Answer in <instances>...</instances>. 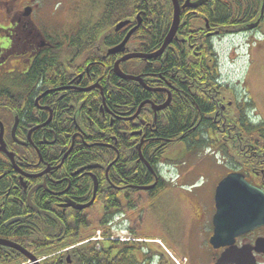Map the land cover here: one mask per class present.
Returning a JSON list of instances; mask_svg holds the SVG:
<instances>
[{
    "label": "flooded vegetation",
    "instance_id": "obj_1",
    "mask_svg": "<svg viewBox=\"0 0 264 264\" xmlns=\"http://www.w3.org/2000/svg\"><path fill=\"white\" fill-rule=\"evenodd\" d=\"M45 1L0 0V239L36 259L29 262L18 249L0 246V264H90L92 259L154 264L157 260L140 248L144 240L132 236L142 222L145 197L151 202L171 184L169 148L176 143L196 148L204 134L221 158L222 171L214 191L203 193L207 199L193 192L195 259L186 262L264 264V223L246 226L245 212L237 215L238 232L234 224L223 223L212 241L216 189L230 174H242L261 192L249 198L259 204L245 209L249 217H264V133L253 132L260 123L245 113L227 82L218 81L217 90L203 76L190 82L177 70L184 60L179 45L187 43L180 28L192 18L199 27L189 29V40L196 41L191 60L197 65L207 59L206 42L212 43L220 78L216 40L229 36L242 40L241 48L257 46L264 39V0H192L194 7L182 10L178 33L161 55L173 26L172 0H137V15L114 23L111 17L110 25L105 12L124 8L117 1L104 0L99 18L85 20L81 11L92 7L91 0H58L68 8L85 1L71 12L68 25L44 21ZM186 2L179 0L181 7ZM209 11L220 22H211ZM124 22L130 23L117 30ZM135 28L124 50L111 54ZM136 54L143 58L125 61ZM116 64L124 76L142 82L119 76ZM139 92L144 99L138 103ZM188 100L199 115L183 137L160 134L170 124L173 104ZM200 107L215 111L206 117ZM144 167L153 179L144 175Z\"/></svg>",
    "mask_w": 264,
    "mask_h": 264
},
{
    "label": "rangeland",
    "instance_id": "obj_2",
    "mask_svg": "<svg viewBox=\"0 0 264 264\" xmlns=\"http://www.w3.org/2000/svg\"><path fill=\"white\" fill-rule=\"evenodd\" d=\"M88 3L89 5L93 3L92 7L89 8L86 5L83 8L81 11L82 18L90 20L91 15L92 17L96 15V18H99L101 15L100 8L104 0H91ZM83 4H80V6L71 5L68 8L66 2L63 6L58 0H46L42 6L44 15H46V20L44 21L54 24L60 23L61 25L65 22V25H68L74 19L71 12L79 10ZM54 8L58 11H55ZM54 13H57V15H53ZM242 44V40L228 36L221 38V40H216L214 45L220 56V65L222 63L225 65V70L223 66H220L221 72L227 71L230 81L233 82V87L238 85L237 80L244 79L243 68L246 62L244 56L246 49L245 47L240 48ZM235 48L241 52L242 56L239 59ZM233 50L236 53L232 52ZM262 80L261 91L263 92L264 77ZM214 151L208 146L205 149H199L187 146L184 143H176L166 152L167 167L178 174L177 182L174 185L170 184L164 190V193L151 202L147 201V196L145 197L142 222L137 229H134V234L132 235L144 240V244L140 248L142 251H147L149 255H152L154 260H157L153 262L154 264H157V262L160 264H188L186 262L187 258L194 261L191 212L196 213V205H194L193 197L199 192L200 198L207 199L203 193L207 192V190L214 191L220 181L219 175L222 171L220 167L221 158ZM163 245L166 248L168 247V250L176 256L178 263L170 257L164 256L166 248ZM160 255L164 256V258L160 257Z\"/></svg>",
    "mask_w": 264,
    "mask_h": 264
},
{
    "label": "trees",
    "instance_id": "obj_3",
    "mask_svg": "<svg viewBox=\"0 0 264 264\" xmlns=\"http://www.w3.org/2000/svg\"><path fill=\"white\" fill-rule=\"evenodd\" d=\"M105 1H110V2H116V0H105ZM185 0H180V2H184ZM118 4H115L116 6H121L122 8H126L124 11L123 9H119V10H114L113 14L109 15L108 13L105 12L104 15V21L105 23H107L108 25H110V18L112 17V21L113 19L117 20L120 19L122 17L125 16V18H129L131 16L137 15L138 11H137V0H117ZM163 4L159 5V9L161 8ZM114 4H112V6L110 7V9H113ZM119 8V7H118ZM106 9H108L106 7ZM158 9V10H159ZM122 10V12H120ZM171 10H172V4H171ZM160 12H162L163 14L165 13L164 11L159 10ZM225 15V13H223ZM172 15H173V10H172ZM207 15L212 18L211 22L214 21L215 23L220 22L218 17H214L212 12H208ZM214 17V18H213ZM214 19V20H213ZM189 24L181 26L180 31L182 33V35L187 39V43L184 45H179V52L181 54V56L184 54V60L177 62V70H181V72L186 73L188 80L191 81H195V80H199L198 78L203 76V81L208 83L210 86L212 85V88L215 87V89H220L221 86L219 85L220 82V78H219V72H218V61H216V54L215 51H213L212 49V43L210 44V42H206V47L207 50L209 51V54L207 55V59H203L201 63L198 62L197 65H194V61H192L191 59L193 58V52H191L190 46H193L196 44V41H194L193 39L189 40L190 38V28H197L199 27L198 23H193L192 18H189ZM224 21V20H223ZM230 21V20H227ZM115 21H113L114 23ZM226 23V21H224ZM191 26V27H190ZM183 38V37H182ZM195 52V48L192 50ZM200 57V55H199ZM214 58L213 60H211L212 62L209 64V62H207L209 59ZM197 69L195 71L194 69ZM211 66V69H209V67ZM197 67V68H196ZM211 70L212 76L207 78V76H205L203 73H206V71ZM198 73V75H197ZM189 86V90H190ZM230 87V91H233V94H236L234 91H236V87H237V91L238 92H243L246 88L244 86H229ZM229 91V90H228ZM236 91V92H237ZM237 92V93H238ZM188 95H191V93H188ZM239 97L241 98V94L238 93ZM143 94L141 92H139L138 97H137V102L139 103L141 101V99H144ZM251 100V99H250ZM242 101V98H241ZM244 105L242 106L245 110V113H247L250 109L254 108V104L253 102H246L243 103ZM201 111L206 115V117L209 116V114H213L215 109L214 108H205V107H200ZM171 119H170V124L167 126V129H161L160 134L164 135L165 137L168 138H174L175 140H179V138L183 137V135L185 134V128L186 126H188L189 124L193 123L194 121H196V119L198 118V110L196 108V105L192 103L191 100H188L187 103H174L172 108H171ZM198 121V120H197ZM208 123V126L210 127V125H212V120H206ZM242 131V130H241ZM263 132L264 133V123L260 122V125H257V127H253V132ZM195 133V132H193ZM208 137L205 136V134L202 137V141L195 143L196 148L199 149H203L204 147H207L210 145L209 140L207 139ZM83 156L80 157V159ZM144 175H148V179L149 176L151 179V173L148 171V169H146V167H144ZM142 185V184H139ZM156 194L151 196V198L155 197L158 192H155ZM88 238V237H85ZM83 238V239H85ZM24 262H26V260H24ZM90 264H96L95 261L92 259Z\"/></svg>",
    "mask_w": 264,
    "mask_h": 264
},
{
    "label": "water",
    "instance_id": "obj_4",
    "mask_svg": "<svg viewBox=\"0 0 264 264\" xmlns=\"http://www.w3.org/2000/svg\"><path fill=\"white\" fill-rule=\"evenodd\" d=\"M192 0H187L186 4L181 7L179 0H172L173 2V9H174V17H173V26L170 30L169 35L167 36V39L165 40V45L161 51H159L158 55L163 54L162 52L166 50V48L172 43V40L176 37L178 33V28L181 23V12L183 9H188L193 8V4L191 3ZM130 22H124L123 24H120L117 27V30L123 29L126 25H128ZM137 28H135L131 34L125 39V42L122 43L121 46L115 48L112 50L110 53L115 54L116 52L123 51L125 46L127 45L126 43L130 39L131 35L135 32ZM157 55V56H158ZM136 58H143L142 55H131L125 59H136ZM116 72L119 74V76L123 77L124 79H130L134 81H140L142 80L140 78H134L130 76H124V74L121 72L119 64H116ZM170 103V100L166 105H164L163 108L167 107V105ZM155 188V185L153 187H142L140 190H153ZM217 195H216V200H217V210L218 214L216 216L215 222L217 229L215 231L216 236L212 239L216 241L219 236H220V228L223 223H228V224H234V228L237 230V232L240 230V226L237 224L239 223V219L237 218V215L240 214V212L244 216L242 218V221L246 223V226L249 225L251 222H254L256 226L262 225L264 223V217L261 216H251L249 217L246 214V211L248 212V209H245V207H250L251 204H259L258 201H254L249 199L251 196H260V193L256 190V188H253L250 184L247 183L246 179L242 174H230L228 175L225 180H223L217 187ZM264 197V196H263ZM242 208V209H241ZM254 209V212H260V209ZM0 246L4 247H10L13 249H18L19 251L23 252L26 255V252L24 249L21 248L18 244H15L13 242H10L8 240H2L0 239ZM28 259L31 262H36V259L31 257L29 254L26 255Z\"/></svg>",
    "mask_w": 264,
    "mask_h": 264
},
{
    "label": "crops",
    "instance_id": "obj_5",
    "mask_svg": "<svg viewBox=\"0 0 264 264\" xmlns=\"http://www.w3.org/2000/svg\"><path fill=\"white\" fill-rule=\"evenodd\" d=\"M249 49V59L243 68L245 88L254 104L256 116L264 123V90L261 91L264 77V40Z\"/></svg>",
    "mask_w": 264,
    "mask_h": 264
}]
</instances>
